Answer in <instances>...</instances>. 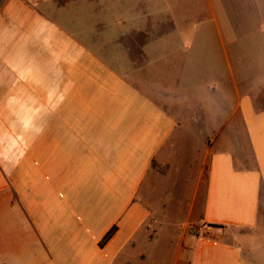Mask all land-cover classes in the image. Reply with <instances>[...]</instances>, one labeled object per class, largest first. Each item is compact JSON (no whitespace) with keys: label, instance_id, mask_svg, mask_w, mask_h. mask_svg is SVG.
Here are the masks:
<instances>
[{"label":"crops","instance_id":"crops-1","mask_svg":"<svg viewBox=\"0 0 264 264\" xmlns=\"http://www.w3.org/2000/svg\"><path fill=\"white\" fill-rule=\"evenodd\" d=\"M156 1L0 0V264H264V3Z\"/></svg>","mask_w":264,"mask_h":264},{"label":"rangeland","instance_id":"rangeland-1","mask_svg":"<svg viewBox=\"0 0 264 264\" xmlns=\"http://www.w3.org/2000/svg\"><path fill=\"white\" fill-rule=\"evenodd\" d=\"M189 1L188 7L196 10L198 8L204 9L203 0H160L156 1L155 6L158 7L157 4L160 5L161 8V24H164V21L166 19L165 11L166 9L170 8H178L181 10H184V8L187 6V2ZM264 3V0H261ZM62 3L68 4L72 2V0H61ZM220 4H224V8H222V12L225 15V24L227 26L236 25L240 29L241 33V40H249V28L252 29L261 22L260 17V11H256L251 7L250 0H219ZM123 0H78V3L75 7L79 8L81 10V19L82 23H91L95 24V20L97 22L107 21V24H120L121 21V7H122ZM136 1H129V4L127 5H133L135 6ZM126 5V6H127ZM140 11L145 12L146 14L149 12L148 8L151 7V2L144 1V3H140L139 5ZM112 9V15H108V10ZM203 13V11L201 12ZM264 13V8H263ZM205 14V13H204ZM95 15V16H94ZM102 24V23H101ZM110 27V26H109ZM258 27V26H257ZM114 28V27H113ZM168 28H171L170 26H165V28H162V31L157 33V35H164L166 34V30ZM247 33V34H246ZM118 35L119 33L111 31L108 35V39H114L113 35ZM127 38V37H126ZM253 41H257L256 39ZM256 52L253 53L254 56H252V62L254 68L249 69L248 63L246 60L241 62L240 69L242 68V72L244 73L246 70L255 73V78L250 80H245L243 87L247 90L257 88L258 89H264V57L261 58L259 54V46L256 42ZM213 48L207 49L206 58L207 60H204L203 67L207 70H209V73L211 72L212 62L211 57L213 54ZM211 59V60H210ZM249 60V61H250ZM238 67V65H237ZM238 69V68H237Z\"/></svg>","mask_w":264,"mask_h":264},{"label":"trees","instance_id":"trees-1","mask_svg":"<svg viewBox=\"0 0 264 264\" xmlns=\"http://www.w3.org/2000/svg\"><path fill=\"white\" fill-rule=\"evenodd\" d=\"M116 230H117V227L115 226V227H113L109 232H108V234L104 237V239L101 241V243H100V246L101 247H104L105 246V244L112 238V236L115 234V232H116Z\"/></svg>","mask_w":264,"mask_h":264}]
</instances>
